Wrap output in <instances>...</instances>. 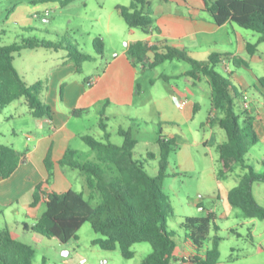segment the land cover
<instances>
[{
    "label": "trees",
    "instance_id": "16d2710c",
    "mask_svg": "<svg viewBox=\"0 0 264 264\" xmlns=\"http://www.w3.org/2000/svg\"><path fill=\"white\" fill-rule=\"evenodd\" d=\"M77 0H37L39 4L60 3L63 8ZM207 10L217 25L222 26L233 22L239 27L258 34L259 40L254 45H248L247 53L254 56L258 46L264 43V0H214L211 4L206 0ZM120 16L130 29L141 30L150 35L154 29L153 13L146 0H134L129 7L117 8ZM48 49L64 50L67 57L82 73L83 65L92 57L78 48L69 45L65 39L59 43L27 40L22 44L0 47V116L15 102L25 99L35 118L50 117L52 110L42 102L44 86L37 82L29 86L14 66V55L25 50ZM97 56L105 57V42L101 38L94 41ZM129 57L135 65L141 66L142 71L154 70L167 62H184L191 70L181 76L199 81L207 78L212 88L211 113L221 115L218 119H208L210 125H217L225 131L227 142L218 147L221 169L218 180H223L237 168L247 171L241 183L228 192L226 200L232 209L239 210L245 219L264 220V207L255 199L253 186L255 183L264 184V174L256 172L247 162L250 149L258 146L261 137L256 130L257 118L248 110H244V126L240 123L241 116L236 111V102L243 100L244 95L230 79L225 78L217 67L225 59L213 54L208 61L194 59L186 49L169 45L149 47L147 43L138 42L128 50ZM234 66H249L243 58L233 60ZM169 81L171 77H163ZM86 83L89 79H86ZM264 89V78L259 79ZM86 111H74L77 118ZM104 131V140L98 141L92 136L82 138L90 148L91 153L69 149L59 165L77 171L85 179L86 189L90 192L87 200L83 192L71 190L64 194L48 195L47 210L35 226L25 229L47 239H57L62 244L78 240V233L84 225L90 223L94 232L100 238L93 241L104 251L121 250L122 256L131 260L135 253L131 249L136 244H150L153 253L148 255L142 264H176L173 257L177 249L176 233L168 225V219L174 215L170 198L164 193L162 183L170 177V158L179 149L177 140L162 136L158 139L159 156L150 154L149 159H159L158 174L152 177L146 170L144 162L135 159L134 150L138 141L134 138L133 130L122 128L119 136L124 139L122 146L111 142L112 135L107 132L103 120L100 124ZM94 156V157H93ZM23 155L12 147L0 144V178L10 179L18 170ZM48 172L54 163L50 155L45 160ZM33 208L40 202L43 193L42 186L37 187ZM40 194V195H39ZM99 196L98 205L92 200ZM214 218H187L182 224L185 230L184 243L193 251L182 259L181 264H219L221 257V239L216 236L212 241V249L204 254V244L209 240ZM218 232L219 228L216 226ZM35 251L13 238L8 227L0 231V264H33Z\"/></svg>",
    "mask_w": 264,
    "mask_h": 264
},
{
    "label": "rangeland",
    "instance_id": "374dc122",
    "mask_svg": "<svg viewBox=\"0 0 264 264\" xmlns=\"http://www.w3.org/2000/svg\"><path fill=\"white\" fill-rule=\"evenodd\" d=\"M37 0H0V47H9L15 44H22L27 40H39L46 42L59 43L62 39L78 48L85 54L93 55L95 60L84 64V72L81 75L85 83V77L97 76L102 74L107 62L112 60L116 52L126 48V42H113L115 29L118 24L123 25L126 31L129 27L120 16L117 8L119 6L129 7L134 0H77L66 8L61 4L49 3L39 4ZM154 6L161 4V0H152ZM110 31L108 32V25ZM250 33H252L250 31ZM259 36L256 33H253ZM107 36V45L105 48V57L97 56L93 47V39L101 38L105 42ZM66 51L39 49L25 50L14 55V66L18 73L25 79V82L32 86L37 80L42 81L44 88L47 86L46 74L51 70L53 64H56V58H63ZM258 57L260 62H250L252 70L260 77H264V44L259 48ZM207 60V59H206ZM138 84L139 89L136 95V106L138 109H126L125 114L121 113L120 119L110 118L107 121L108 132L112 135L111 142L122 146L124 139L119 136V129L127 131L133 130L134 138L138 145L134 150L135 159L144 162L146 170L152 177L158 174L159 159H149L150 154L159 156L160 148L158 139L160 131L162 136L171 132L185 136L187 140L193 138L203 139L210 134L211 130L206 132L202 125L206 124L211 114L212 102L210 94H202L201 91L188 84L189 78H175L188 70H191L189 64L179 61L167 62L154 70L142 71L138 66ZM234 72L245 75L249 83L252 84L250 74L245 70H238L231 65ZM217 72L227 79L230 75L224 70L222 64L217 67ZM164 76L171 77L169 81L163 79ZM90 78V77H89ZM38 82V81H37ZM208 87V86H207ZM44 91V90H43ZM175 91V97H172ZM245 95V101L249 106H256L259 97L255 87H252ZM172 98V103L177 102L178 98L184 102L200 104V111L196 115L195 122L189 124L180 123V126L171 124L169 120L173 119L175 113V104H165L167 98ZM43 99V93L42 97ZM43 101V100H42ZM164 106V108H162ZM250 108V107H249ZM12 109V108H11ZM243 105L236 102V111L241 116L244 111ZM10 111V110H9ZM13 111V110H11ZM251 111V110H250ZM219 117L221 115L219 114ZM245 118L241 116L240 123L244 126ZM89 120L88 124L92 125ZM25 127V131H17V136L23 143L28 136H34L36 131L29 125H24L21 119H16L12 128ZM11 126H7L10 129ZM179 127L181 129H179ZM264 129V124H262ZM11 128V130H12ZM261 129V128H260ZM20 130V129H19ZM218 133H223V130ZM98 141L104 140L103 132L94 129L89 133ZM210 137L209 135L207 138ZM2 140V139H1ZM80 152L90 154V148L80 143ZM77 148V146L75 147ZM194 163L197 171H202L215 164L221 169L218 162L219 154L216 149H200L194 152ZM94 157V156H93ZM181 157L172 155L170 158L169 174L176 172L177 177L166 178L163 183V191L170 198L174 208V215L168 219V225L176 233L177 249L174 254L173 263L181 264L182 259L193 251L184 243L185 230L182 224L187 218H208L213 216L214 222L209 240L204 244L203 252L212 249V241L218 236L221 239L219 264H264V220L245 219L239 210L232 209L226 200L225 194L219 197V193L211 190V183L207 182L206 176L199 177L198 172L184 173L180 167ZM247 162L253 166L257 173L264 174V131L262 141L258 146L250 149L247 156ZM52 170L50 171V173ZM247 174L246 170L237 168L228 178L222 181L223 189L231 191L240 185L242 178ZM78 173L72 174L73 189L77 192H83L87 200L90 199V192L86 189L85 179L78 176ZM253 193L256 201L264 207V184L255 183ZM93 205L100 202L99 196H95L91 201ZM202 205L199 208L197 205ZM10 217L7 219L9 225L15 228L16 220L23 215V209L18 205L14 206ZM219 228L217 232L215 227ZM24 231V230H23ZM100 238L90 223H87L78 233V240H72L68 244H62L57 239H47L33 232H24L20 234L19 241L31 246L36 255L33 264H142L143 260L153 253L150 244H136L131 249L135 256L127 260L122 256L121 250L104 251L98 246L93 245L95 239Z\"/></svg>",
    "mask_w": 264,
    "mask_h": 264
},
{
    "label": "crops",
    "instance_id": "0c3cea01",
    "mask_svg": "<svg viewBox=\"0 0 264 264\" xmlns=\"http://www.w3.org/2000/svg\"><path fill=\"white\" fill-rule=\"evenodd\" d=\"M213 1L209 0L210 4ZM161 2L158 6H154L152 0H146L154 18L152 34L147 35L141 30L130 28L129 31H126L123 25L118 24L114 30V39L111 40L113 42L116 40L118 42L127 41L126 48L121 51L115 48L116 54L112 60L107 62L102 74L97 76L87 74L84 80L89 79L88 83H84L81 78L84 65L82 73H79L78 68L69 61L67 53L63 58H56L57 63L53 64L51 70L46 74L47 86L44 88L42 99V102L52 110L50 117L35 118L25 99L10 105L0 116V144L12 147L23 155L15 174L7 180L0 178V231L8 227L13 238L18 241L21 233L31 232L26 230L25 226H35L46 212L48 195L52 193L64 194L74 190L71 182L72 174L78 173L81 176L79 172L59 165L67 151L71 149L80 152L81 145L79 142L84 143L82 138L91 136L89 133L94 129L101 130L104 135L100 126L101 120H103L108 132L106 123L110 118L120 119L121 113L126 115V109L135 108L136 95L139 89V69L134 60L129 57L128 50L138 42L147 43L149 47H161V45L166 44L186 49L198 61H208L213 54L230 57L229 59L224 58L221 64L230 75V80L244 95L243 100L242 98L239 100L241 106L247 101L245 95L248 96L247 93L252 87H255L259 94L256 106H250L248 112L257 118L256 130L262 141L264 89L259 84V79L264 77L255 74L250 62H260L257 54L264 43L258 46L254 56H249L247 53L248 45L256 44L260 36L254 35L252 31L250 33V31L233 22H228L222 26L217 25L207 10L206 0H161ZM107 31H110V24ZM93 41L95 40L93 39ZM106 45L107 36L105 48ZM55 52L58 53V51ZM87 55L95 60L93 55ZM238 57H243L249 63V66H241L237 69H245L251 76L252 84L249 83L245 75L232 71L233 60ZM188 71L179 74V76ZM187 82L192 87L199 89L202 94H210L212 102V88L207 78H202L199 81L187 80ZM175 96L177 95L173 91L172 97ZM170 102L172 103V98L168 97L165 104H170ZM183 102L184 100L181 98H178L176 103L173 101L172 104H175L176 109L174 118L169 122L177 126H180V123H187L189 124L188 129L193 131L190 123L195 122L201 106L198 103L188 102L187 106L181 109L180 104ZM80 110L86 112L79 118L75 117L73 112ZM211 118L213 120L220 118L219 113H211ZM16 119H21L24 125H29L36 131V134L28 136L24 143L17 136V131H25L26 128L19 125L20 130L18 128L13 129L12 124ZM89 120L93 121L92 125L88 124ZM7 126H11L10 129ZM202 128L206 132L211 130L208 134L210 137L207 138L208 135H206L203 139L187 140L185 136L176 132H171V135L168 134L165 137L177 140L179 149L174 155L181 157V170L184 173L198 172L199 177L206 176L207 182L212 185L211 190L219 193L221 198L224 194L227 196L229 191L222 192L224 185L218 180L220 169L216 165L217 159L214 165L201 172L196 170L193 159L196 150L204 149L205 155H207L208 150L212 149H216L218 152V147L226 143L228 139H225L223 133H218L219 130H222L219 126L210 125L208 121L202 125ZM179 129L181 128L179 127ZM76 146L77 148H75ZM48 155L54 163L51 173L48 172L45 165ZM177 175L176 172H173L170 177H177ZM40 185L43 188V193L39 194L40 202L33 208L35 196L38 195L37 187ZM198 203L197 206L200 208L202 204ZM15 205L23 209L25 218L19 216L14 223V228L9 225L7 219L14 211Z\"/></svg>",
    "mask_w": 264,
    "mask_h": 264
},
{
    "label": "built area",
    "instance_id": "2783aa9c",
    "mask_svg": "<svg viewBox=\"0 0 264 264\" xmlns=\"http://www.w3.org/2000/svg\"><path fill=\"white\" fill-rule=\"evenodd\" d=\"M186 106H187V102H183V103L180 104V108L181 109H184ZM243 107H244L245 110H249L250 106L245 102V103H243Z\"/></svg>",
    "mask_w": 264,
    "mask_h": 264
}]
</instances>
